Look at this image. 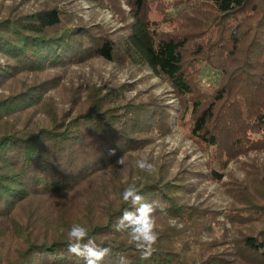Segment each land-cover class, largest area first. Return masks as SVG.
I'll list each match as a JSON object with an SVG mask.
<instances>
[{
  "label": "trees",
  "instance_id": "trees-1",
  "mask_svg": "<svg viewBox=\"0 0 264 264\" xmlns=\"http://www.w3.org/2000/svg\"><path fill=\"white\" fill-rule=\"evenodd\" d=\"M5 1L0 0V264H85L67 251L76 223L98 245L111 246L102 264H117L121 255L127 264H228L208 252L217 240L203 249L188 237L198 216L175 199L192 181L172 178L156 158L151 173L127 165L128 150L146 149L154 139L142 133L170 131L161 97L150 107L109 105L116 93L109 89L84 104L83 83L63 79L72 65L95 59L149 69L175 89L184 105L181 120L190 122L197 141L228 160L257 150L264 147V0H198L205 6L202 30L214 29L218 39L190 47L207 58L216 47L228 62L208 96L196 90L184 56L194 39L161 36L144 16L142 0L130 3L131 20L117 38L86 24L60 0ZM28 3L33 5L25 8ZM122 156L124 165L117 163ZM122 176L129 180L122 182ZM259 180L263 185L264 176ZM131 184L161 206L154 213L159 239L147 258L127 230L112 227L130 208L122 193ZM245 249L249 262L264 264V228L246 236Z\"/></svg>",
  "mask_w": 264,
  "mask_h": 264
},
{
  "label": "rangeland",
  "instance_id": "rangeland-1",
  "mask_svg": "<svg viewBox=\"0 0 264 264\" xmlns=\"http://www.w3.org/2000/svg\"><path fill=\"white\" fill-rule=\"evenodd\" d=\"M19 1L6 0L5 4L10 5ZM59 2L72 13L81 16L86 24L100 25L103 31L113 38L120 37L126 32L127 23L135 9L132 6H135L134 0ZM140 4H143L144 16L155 22L153 26L161 36L194 39L188 43L184 51L185 60L193 76L196 90L202 96L212 93L222 79L221 64L228 62L226 54L218 51L216 47L209 53L212 55L208 58L196 55L190 47L197 41L202 44L201 39L203 43L216 42L218 39V32L214 29L211 32L205 28L202 30L201 25L206 21L203 14L204 4L198 0H142ZM32 5L33 3H28L25 8ZM209 14L213 18L211 9ZM63 82L75 85L83 83L81 100L84 104L107 93L109 89L116 91L109 105L127 102L150 107L155 98L161 97L159 102L166 110L164 114L169 119L170 131L165 134L152 130L142 133L144 139L152 137L154 139L146 149L128 150L130 157L127 165L136 167L140 159L152 163L156 158L172 178L186 176L193 184L184 192H179L180 197L177 195L175 201L181 199L185 210L195 211L198 216L193 222L191 234L188 235L194 239L192 243L195 244V248L200 246L204 249L211 240H217L214 247H210L209 253L215 251L220 259L227 258L228 264H258L251 263L246 258L245 238L264 228V184L261 185L259 180L264 176V147L229 160L225 155L217 156L214 148H207L192 137L189 131L190 122H182L184 105L175 89L149 69L126 67L123 64L95 59L86 64L72 65ZM97 91H100V94L88 96ZM51 93L56 96V92ZM61 107L64 108V103H61ZM125 120L129 125L128 118ZM213 170L217 171L214 176L211 172ZM197 171L200 172L198 175L189 173ZM142 175V173L132 175L133 181L142 179ZM127 180L128 176L121 177L122 182ZM160 218L170 226L169 217L160 215ZM95 221L100 222L97 217ZM181 226L183 224L179 225ZM197 250L200 254L203 252L201 248Z\"/></svg>",
  "mask_w": 264,
  "mask_h": 264
},
{
  "label": "clouds",
  "instance_id": "clouds-1",
  "mask_svg": "<svg viewBox=\"0 0 264 264\" xmlns=\"http://www.w3.org/2000/svg\"><path fill=\"white\" fill-rule=\"evenodd\" d=\"M117 163L124 165V157H120ZM137 166L149 173L154 170L153 164L146 159L138 160ZM122 199L130 208L122 212L112 227L117 232L127 230L134 246L141 252L143 258H147L159 239L154 213L161 206L157 201H146L135 184L124 189ZM170 223L175 225L174 220ZM67 251L82 258L85 264H102L105 257L112 253L111 246L98 245L89 235V229L79 223L73 224L68 232ZM117 264H127L126 257L119 256Z\"/></svg>",
  "mask_w": 264,
  "mask_h": 264
}]
</instances>
